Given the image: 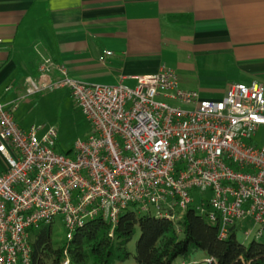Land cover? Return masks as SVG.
<instances>
[{"label": "built area", "instance_id": "2783aa9c", "mask_svg": "<svg viewBox=\"0 0 264 264\" xmlns=\"http://www.w3.org/2000/svg\"><path fill=\"white\" fill-rule=\"evenodd\" d=\"M39 71L59 78H26L25 96L68 88L89 135L57 153L54 128L39 138L22 129L0 97V264H34L35 233L58 216L69 242L89 220L114 227L131 205L175 225L194 208L220 239L247 221L246 237L263 236L264 145L252 139L264 125L263 84L232 83L222 99L207 100L167 67L135 76L133 86L87 84L49 58Z\"/></svg>", "mask_w": 264, "mask_h": 264}, {"label": "crops", "instance_id": "0c3cea01", "mask_svg": "<svg viewBox=\"0 0 264 264\" xmlns=\"http://www.w3.org/2000/svg\"><path fill=\"white\" fill-rule=\"evenodd\" d=\"M43 58L97 85L167 67L220 100L232 83L264 86V0H0V97L13 116L26 78H59L40 73Z\"/></svg>", "mask_w": 264, "mask_h": 264}, {"label": "trees", "instance_id": "16d2710c", "mask_svg": "<svg viewBox=\"0 0 264 264\" xmlns=\"http://www.w3.org/2000/svg\"><path fill=\"white\" fill-rule=\"evenodd\" d=\"M136 238L134 259L139 264H198L192 257L205 254L208 264H264V243L248 246L236 232L220 239L217 227L189 208L173 224L135 205L124 210L115 226L95 218L77 228L72 240L51 241V226L39 227L31 245L34 264H61L66 251L69 264H112L130 256L127 245Z\"/></svg>", "mask_w": 264, "mask_h": 264}, {"label": "rangeland", "instance_id": "374dc122", "mask_svg": "<svg viewBox=\"0 0 264 264\" xmlns=\"http://www.w3.org/2000/svg\"><path fill=\"white\" fill-rule=\"evenodd\" d=\"M17 108L14 110V117L19 126L28 131L31 128L37 130L39 138L49 128H54L57 132L55 151L57 153L69 154L77 141L87 139L90 124L79 108L68 88L46 87L36 94L25 96L18 100ZM257 146L264 145V127H259L252 137ZM198 194V193H197ZM195 193V196H197ZM198 200H195V205ZM152 213L154 214L153 210ZM252 224L244 222L237 231L236 237L239 242L248 246L252 241L264 243V234L260 238H255L254 233L246 237L244 231L250 229ZM259 227H255L257 230ZM64 227L61 217L53 220L51 227V241L60 243L64 240ZM136 238L129 242L127 249L130 256L125 260H113L112 264H139L134 259ZM205 254L197 252L192 259L198 264H208L205 261Z\"/></svg>", "mask_w": 264, "mask_h": 264}]
</instances>
